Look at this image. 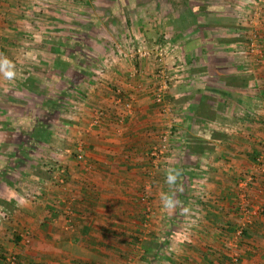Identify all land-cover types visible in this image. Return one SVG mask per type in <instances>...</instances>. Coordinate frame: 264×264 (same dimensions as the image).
I'll return each instance as SVG.
<instances>
[{
	"label": "crops",
	"instance_id": "obj_1",
	"mask_svg": "<svg viewBox=\"0 0 264 264\" xmlns=\"http://www.w3.org/2000/svg\"><path fill=\"white\" fill-rule=\"evenodd\" d=\"M37 1L0 0V264H264V171L247 213L236 183L264 139V62L247 52L253 25L264 51V14L245 20L246 0H106L69 28L62 0ZM50 5L61 18L43 17ZM66 39L89 65L68 94L80 67L66 68ZM45 159L63 164L62 185Z\"/></svg>",
	"mask_w": 264,
	"mask_h": 264
},
{
	"label": "built area",
	"instance_id": "obj_2",
	"mask_svg": "<svg viewBox=\"0 0 264 264\" xmlns=\"http://www.w3.org/2000/svg\"><path fill=\"white\" fill-rule=\"evenodd\" d=\"M262 2V4L259 6V8L256 6L258 2ZM251 3H249V9H252L253 14H257L258 12H264V0H250ZM252 7V8H250ZM247 10V8H246ZM252 19H248V22H251ZM253 31V30H252ZM250 32V35L248 37L247 41V52L255 55V56H261V51L258 48L257 45V35L256 32ZM156 76L159 79V83H157V87L154 89V92L152 94V98L155 102L160 103L162 99L163 90L168 86V82L170 79L169 72L165 68H158ZM120 99V97H117ZM121 100V99H120ZM124 105L128 107V102H125ZM101 112L98 111L97 115H99ZM167 132V131H166ZM169 134V133H167ZM168 144L167 135L164 133L160 138V144L157 147L153 148L152 151V159H154V163L159 162V157L164 153V150ZM258 151L255 153V155L252 158V163L249 167V170L242 174V176L239 177L237 180V187L239 189L240 197L242 198V205L240 206V210L242 212L247 213V209L245 205L246 202V189L249 185L253 183V181L256 180L257 176H260V174L264 171V139L258 141ZM76 159H81L82 155L81 152L78 150L74 156ZM44 169L49 173L51 178L58 184L62 185L64 183V177H65V169L62 163L56 162V161H44ZM146 198L145 193L141 194L140 200L143 201ZM73 199V198H72ZM71 200V198H69ZM146 202V199H145ZM69 221V219H67ZM241 224L236 229V235L241 234L242 231ZM27 233V232H26ZM228 261H226L225 264H237L238 262V255L230 254ZM6 264H14L15 258L12 255H8L5 257Z\"/></svg>",
	"mask_w": 264,
	"mask_h": 264
},
{
	"label": "rangeland",
	"instance_id": "obj_3",
	"mask_svg": "<svg viewBox=\"0 0 264 264\" xmlns=\"http://www.w3.org/2000/svg\"><path fill=\"white\" fill-rule=\"evenodd\" d=\"M102 1H106V0H62V2L61 1H58V2H61L62 3V5L59 7V8H62L63 10H56L53 14L56 16V14L57 15H63L64 16V18H63V20L65 21V22H68V26H69V28L70 27H72V25H74V24H81V26H82V24H88V22L90 21V16H92V14H91V12H92V8L93 9H95V7H100L101 5H102ZM37 2H39V1H37V0H29V4H32V6H34V5H36V3ZM51 2H53V3H51ZM41 3V2H40ZM45 3V2H44ZM50 3L52 4V6H54V5H57V0H50ZM71 3H75V6H71L70 4ZM244 3H245V5L247 6V8H249L248 6L250 5L249 3H251L250 2V0H246V1H244ZM262 4V2H258L257 4H256V6L259 8V6ZM38 5H41V4H39L38 3ZM43 5V4H42ZM41 5V6H42ZM51 6V5H50ZM49 6V7H50ZM51 6V7H52ZM50 7V8H51ZM242 7V6H241ZM22 8V7H21ZM228 8H230V6L228 7ZM250 8H252V7H250ZM91 9V10H90ZM53 10H54V7H52L51 9H49V11L47 12V13H44V14H46V15H44L43 17L44 18H46V19H57V18H61V17H57V18H55V16L54 15H52V13H51V11L53 12ZM241 10V9H240ZM94 13H97V11H93ZM100 12V11H99ZM228 16H230L229 15V13H230V11H226L225 12ZM243 13V12H242ZM242 13H240V12H238L237 13V16H239V17H241L242 15H240V14H242ZM262 14H264V12H258L257 14H253L252 13V9H249V10H245L244 11V13H243V17H246L245 18V20L247 19H252V21H256V22H258V20H259V18H260V16L262 15ZM81 15V16H80ZM116 15V14H115ZM80 20V21H79ZM50 24H52V23H50ZM67 26V25H66ZM68 26L67 27H64V29H67L68 28ZM251 27V26H250ZM79 29V31L80 30H82L81 32H85L84 30L85 29H82L80 26L78 27ZM251 28H253V29H251ZM250 29V32L252 31V32H256V35H257V38H259V34H260V32H259V30H258V27H257V25L255 26V25H253L252 27H251ZM77 30V29H76ZM250 32H249V35H250ZM247 34H248V31H247ZM248 35V36H249ZM248 38V37H247ZM67 40V39H66ZM71 42H73V41H71V39L68 41H66V44H65V50L64 51H66L67 49H70V48H72L73 46H74V43H71ZM85 46V45H84ZM53 47V46H52ZM258 48L260 49V51H261V56H259V61L261 62V63H263L264 62V51L262 50V48H260V46L258 45ZM152 51V53H153V50H149V53ZM154 59L156 60L157 59V54L154 56ZM73 61H76L77 62V59H71V61H65V66H66V68L68 67V64L70 65L71 64V62H73ZM59 62H60V59H59ZM74 63V62H73ZM164 64H165V61H164ZM60 66V65H59ZM67 79V78H66ZM68 80V79H67ZM59 82L62 84V82L59 80ZM65 83L66 82H64V85H63V87L65 86V88L64 89H61V91H70V90H72V89H70V88H68L67 87V84L65 85ZM71 93V92H70ZM67 94H68V92H67ZM73 95L75 96V95H77L76 93H75V91L74 92H72V94L70 95L69 94V102H72V97H73ZM67 98V97H66ZM70 104V103H69ZM71 105V104H70ZM69 108H70V106H69ZM71 109V108H70ZM45 161H46V159H45ZM49 161V160H48ZM50 161H55V160H50ZM162 162V158H159V163H158V165H160V163Z\"/></svg>",
	"mask_w": 264,
	"mask_h": 264
},
{
	"label": "trees",
	"instance_id": "obj_4",
	"mask_svg": "<svg viewBox=\"0 0 264 264\" xmlns=\"http://www.w3.org/2000/svg\"><path fill=\"white\" fill-rule=\"evenodd\" d=\"M69 53H70V56L68 57V56H66L65 57V61H71V59H73V55H71V53L73 54L74 53V51H73V49L72 48H70V50H69ZM74 62V63H73ZM73 62H71V64L69 65V66H71V67H80V74H78V75H76V72H75V74L72 76V77H70V78H68V83H67V87L68 88H70V89H72V87H71V85L70 84H72V82H73V78H75L76 76H77V78L78 77H86V74H88V64L87 65H83V66H81L82 64L81 63H84V58L82 57V58H78L77 59V62L76 61H73ZM241 233L243 234V229H242V231H241Z\"/></svg>",
	"mask_w": 264,
	"mask_h": 264
},
{
	"label": "clouds",
	"instance_id": "obj_5",
	"mask_svg": "<svg viewBox=\"0 0 264 264\" xmlns=\"http://www.w3.org/2000/svg\"><path fill=\"white\" fill-rule=\"evenodd\" d=\"M7 75L9 77H11L13 75V73L9 72L7 73ZM180 176V171L179 170H176V169H169L168 170V173H167V183L170 185V186H173L176 184V181H177V178ZM163 199V202H164V207L165 208H168V209H171V208H174L175 205H176V201L170 197H162Z\"/></svg>",
	"mask_w": 264,
	"mask_h": 264
}]
</instances>
